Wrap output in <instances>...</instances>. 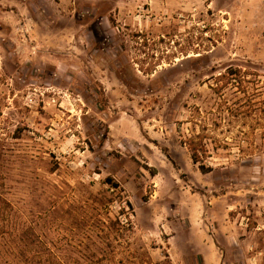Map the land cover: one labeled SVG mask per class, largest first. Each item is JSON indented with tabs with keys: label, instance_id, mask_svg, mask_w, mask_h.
<instances>
[{
	"label": "rangeland",
	"instance_id": "374dc122",
	"mask_svg": "<svg viewBox=\"0 0 264 264\" xmlns=\"http://www.w3.org/2000/svg\"><path fill=\"white\" fill-rule=\"evenodd\" d=\"M0 202V264H264V0H0Z\"/></svg>",
	"mask_w": 264,
	"mask_h": 264
},
{
	"label": "trees",
	"instance_id": "16d2710c",
	"mask_svg": "<svg viewBox=\"0 0 264 264\" xmlns=\"http://www.w3.org/2000/svg\"><path fill=\"white\" fill-rule=\"evenodd\" d=\"M250 73L247 71H243L239 68H228L224 73H221L219 76L215 78V85L211 86L212 90L219 96H223V93L229 88V87H235L236 93L244 94L245 96L249 93L248 92V84H250L252 81L249 80ZM227 103V101H226ZM229 112L232 110L228 107ZM251 111L253 110H247L246 113L251 115ZM245 113V112H242ZM201 138L200 136H196L195 138L191 139L188 143L189 148L191 150V157L194 161V163L200 164V170L204 173L208 172L209 168H206L201 161V151L200 148H203V140L197 141V139ZM108 181H112L108 179ZM112 183V182H109ZM114 189H120L122 191V188L117 183L112 184ZM2 202H0V222H1V214L3 207L1 206ZM126 204L131 208V203L126 200ZM3 205L10 206L8 202H4Z\"/></svg>",
	"mask_w": 264,
	"mask_h": 264
}]
</instances>
